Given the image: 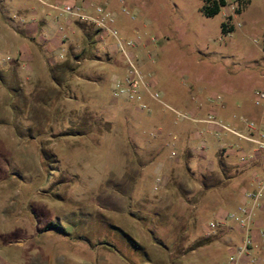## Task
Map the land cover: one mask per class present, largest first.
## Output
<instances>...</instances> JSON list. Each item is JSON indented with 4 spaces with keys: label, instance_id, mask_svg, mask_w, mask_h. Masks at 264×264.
<instances>
[{
    "label": "rangeland",
    "instance_id": "374dc122",
    "mask_svg": "<svg viewBox=\"0 0 264 264\" xmlns=\"http://www.w3.org/2000/svg\"><path fill=\"white\" fill-rule=\"evenodd\" d=\"M25 1L35 9L55 11L34 0ZM245 1L236 9L237 0H227L218 13L206 16L200 10L202 0H157L156 17L145 28L147 36L155 37L146 49L143 68L153 87L176 108L236 129L241 127L240 115L264 124L260 116L264 105L254 104V90L264 89V0ZM129 10L130 21L143 17ZM228 15L234 29L223 33L221 22ZM58 21L66 26L63 16ZM67 30L64 27L62 32ZM99 39L98 46L107 45L112 60L110 52L97 50L104 61L85 60L78 68L100 76L98 84L89 87L95 85L107 98L112 72L118 68L122 74L125 64L112 38ZM18 46L15 41L12 49L1 53L12 60ZM49 46L54 58H71L62 42ZM152 50L156 57L149 56ZM7 63L0 62V68ZM13 67L9 68L13 71ZM54 89L31 93L28 102L4 98L0 103L4 121L0 123V264H227L231 251L222 229L207 233L209 221L228 210L218 198L225 190L211 186L210 179L200 174L186 180L188 168L217 169L216 148L209 137L223 133L215 135L201 121L175 120L174 129L163 136V152L147 159L141 170L135 154L124 155L114 146L118 142L115 130L99 143L68 135L91 127L78 122L96 112L79 108L81 100L62 103ZM188 98L205 105L202 114L182 106ZM114 107L110 113L116 119L123 118L124 108L133 117L147 114L136 102ZM69 116L79 121L70 124ZM183 128L192 131L186 139L192 152L189 157L178 150L183 136L177 130ZM147 136L154 138L152 133ZM172 136L174 157L169 156L167 145ZM201 139L207 144L204 152L197 149ZM253 147L244 142L236 149V160H250ZM161 161L174 165L166 172V184L154 189L155 166ZM204 237L208 240L198 245ZM256 252L264 262V248L252 251Z\"/></svg>",
    "mask_w": 264,
    "mask_h": 264
},
{
    "label": "crops",
    "instance_id": "0c3cea01",
    "mask_svg": "<svg viewBox=\"0 0 264 264\" xmlns=\"http://www.w3.org/2000/svg\"><path fill=\"white\" fill-rule=\"evenodd\" d=\"M93 1L105 3L109 9L116 13L117 27L123 35L130 36L131 33H134V36L141 38V42L136 50L143 70L147 64L144 55L150 44L146 39L148 36L145 34V28H149L151 23H153V18L151 17L154 16L153 12L156 9L157 0L124 1V4L129 9L137 11L143 16L137 21H130L127 13L123 11V4L120 0ZM75 21L78 22L79 20ZM77 22L74 23L76 27H70V30L63 33L58 27L60 26L62 30L64 27H68H63L58 21L56 11L52 13V11L43 10L42 8L35 9L33 5L30 6L25 0H0V54L3 55L1 50H9L8 47L12 49L15 41L19 44L15 50V57L11 60V57L8 55L11 61L0 68V103L4 102V98L7 101L12 100L11 102L13 103L15 98L22 100V103L28 102L31 100V93L44 91L47 87L55 88L56 94L60 93L59 99L62 103L67 102L72 104L81 100L83 104L79 108H87L88 110L95 111L96 115L91 118H81L80 121L77 118L74 119V117L71 118L69 116L70 124L79 121L78 123L81 125L91 124V127L86 128V130L79 128L73 133H68V135H75L77 139L82 138L85 141L90 138L99 143L103 138L111 134L112 130H115L114 138H117L118 142L114 146L124 155L131 152L135 154L140 164V169L142 170L145 167L147 159L159 156L163 152L166 144L163 141V136L170 134V131L174 129L175 118L170 115V111L169 113L168 110L147 97L144 98L150 106L155 104L157 108L154 109L152 106V111L143 115V117L131 116L126 108L123 110L124 116L122 119H116V117L111 115L110 110L115 108L114 106L120 105L122 108L127 103H134L135 101L115 99L111 96V93H109V97L105 98L100 94V91L95 85V88L89 87L90 83L98 84L100 76L96 74L92 75V72L87 70L79 71L78 65L85 60H91L95 63L104 61L100 59L97 50L103 51L104 53L110 52L108 56L112 60V52L108 49L107 45L101 47L96 45L92 51H88L86 39L78 27ZM46 29L51 31L46 33ZM54 30H58L59 33L49 34L54 32ZM101 40L99 39L98 43ZM58 41L66 45V50L71 58L58 59L49 53L47 46ZM60 56H62L61 53ZM65 61H69L68 63L72 67L74 66V68L67 69L60 67L61 63ZM11 65H14L13 71L9 68ZM54 66L57 67L52 68ZM114 72L121 74L118 68L112 73ZM9 76L11 80H9ZM54 77L59 78V82ZM10 91L13 95H10ZM22 92L23 94L21 96ZM183 103L181 102L183 107H188L190 111L196 114H202L204 111L205 105L200 101L193 102L191 98H188ZM225 105L224 103L223 106ZM24 106L22 105L21 108H24ZM96 107L107 111L98 112V110L96 111ZM19 114L21 113L17 112L16 115ZM0 123H4V121L0 119ZM258 126L264 131V124L260 122ZM242 127L243 124L241 123L240 129ZM2 132L7 133L5 128H3ZM177 132L183 136L178 140V150L181 154L184 153L189 157L192 152L187 145L186 139L191 136L192 131H189L188 128H183L182 132L184 134L180 130H177ZM150 133H153L154 138L147 136ZM10 134L14 135L13 131ZM209 138L211 145L216 148L218 158L217 169L213 168L211 169L212 171H196L188 168L189 177L187 176L186 180L189 182L188 180H191L194 174H200L201 178L210 179L209 183L212 184L211 186L225 190L223 195L218 196L219 202L224 205L225 209H235L242 200L244 191L256 187L253 181L254 175L264 174V152L255 153L248 161H237L235 158L236 149L242 148L244 142L250 143L249 141L228 132L223 133L219 137H212L210 135ZM158 165L165 172H168L172 169L171 166L174 163L161 161L155 167L157 168ZM134 173L136 177V172ZM137 174L139 173L137 172ZM203 183L205 184V182ZM219 229L223 231V236H225L224 241L229 242V246H227L228 251H232L234 244L240 241L238 227L232 222H227ZM253 238L254 245L252 251L260 250L261 247L264 248V196L261 205L255 212Z\"/></svg>",
    "mask_w": 264,
    "mask_h": 264
},
{
    "label": "built area",
    "instance_id": "2783aa9c",
    "mask_svg": "<svg viewBox=\"0 0 264 264\" xmlns=\"http://www.w3.org/2000/svg\"><path fill=\"white\" fill-rule=\"evenodd\" d=\"M42 5H45L56 11V18L63 16L65 18V25L70 28L74 20H80L89 23L97 32L99 38L108 36L113 39L114 47L119 51L123 57L125 69L122 74L112 73L110 78V93L115 99H126L135 101L140 110L150 113L152 107L145 100L147 97L164 109L170 111L175 120L201 121L208 125L209 130L213 131L215 135L221 133H232L241 139L249 141L254 145L250 156L255 153L264 152V131L259 128L254 119H250L245 115H240L239 120L243 124L241 129L228 126L224 122L207 117H194L188 111L181 110L171 105L163 97V93L154 88L147 75L143 72L139 55L137 53V46L141 42L139 36L123 35L116 25V13L109 9L105 3L96 2L93 0H36ZM125 0H120L123 4V11L131 14L129 8L124 4ZM227 5V4H226ZM225 5V6H226ZM232 7V6H231ZM134 15L132 14V18ZM58 29L62 32V28ZM149 42H153L155 37L148 36L146 38ZM256 40V39H255ZM150 57H156V52L152 50ZM10 60L8 55L0 54V62L7 63ZM254 104L264 105V89L257 88L254 90ZM192 112V111H191ZM261 119H264V110L261 112ZM153 134V133H152ZM175 136H172L169 145V156H176L175 151ZM198 151L204 152L207 149V144L204 139H201ZM157 174L154 176L153 188L159 189L164 186L168 180V175L158 165ZM253 181L256 187L247 189L242 195V200L235 209L224 211L222 214L215 216L208 223L207 233L219 229L227 222H233L239 229L240 241L235 243L232 251L229 254L227 264H242L251 261L254 264H264L261 253H252L254 245L253 238V222L256 209L261 205L264 196V174H255Z\"/></svg>",
    "mask_w": 264,
    "mask_h": 264
},
{
    "label": "trees",
    "instance_id": "16d2710c",
    "mask_svg": "<svg viewBox=\"0 0 264 264\" xmlns=\"http://www.w3.org/2000/svg\"><path fill=\"white\" fill-rule=\"evenodd\" d=\"M247 1L245 0H237V7L236 9H239V7H241L242 5H244ZM227 4V0H202V5L200 7L201 12L206 15V16H212L216 13H218L220 11V9L225 6ZM231 19V15H228L227 18H225L222 22H221V31L223 33H228L230 31H232L234 29V26L232 24H229V20ZM77 21H73V23H76ZM78 27L81 29V31L83 32V35L86 39L87 42V50L88 51H92V49H94L96 47V45H98V41H99V36L97 34V32L92 28V26L84 21L80 20L77 22ZM69 61H65L63 63H61L60 67L63 68H67V69H72L74 68V66L72 67L69 63ZM57 66H54L52 68H56ZM56 78L55 80H58L59 82V78ZM69 133H73V131H69ZM206 240H208L207 237H204V240L202 241H198V245L202 244L203 242H205Z\"/></svg>",
    "mask_w": 264,
    "mask_h": 264
}]
</instances>
